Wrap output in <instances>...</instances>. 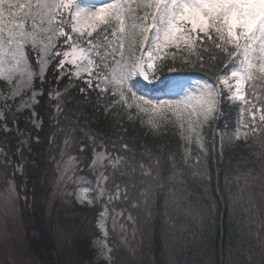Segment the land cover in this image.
<instances>
[{
	"label": "trees",
	"instance_id": "1",
	"mask_svg": "<svg viewBox=\"0 0 264 264\" xmlns=\"http://www.w3.org/2000/svg\"><path fill=\"white\" fill-rule=\"evenodd\" d=\"M102 28L103 26L93 37ZM62 40L63 38L59 39L61 43ZM167 51L175 52L177 65L182 57L196 62L198 56H203L205 68L203 71H195L185 65L184 71L165 72L161 80L173 76L211 80L216 74L215 67H223L224 57L206 39L203 45L198 40L191 48L182 46L179 50L171 48ZM25 52L37 68L36 53L31 48H26ZM212 55L218 59L211 60L209 57ZM60 58L56 57L50 64L42 86L40 80L35 82V87L43 92L38 97L39 102L33 106L42 120L39 129L31 120L32 108L20 110L19 101H10L5 105V118L0 119V190L14 181L17 191L20 190V196H27V201L20 199V207L24 225L27 227L33 224L27 237L32 253L43 264H61V251L54 244L50 231H47L48 226L47 229L44 228V223L47 225L50 222L52 231L53 228L60 227L72 234L75 240L72 248L74 252L77 251L79 259L85 258L83 256L91 259L95 257L94 253L97 251L93 241L101 237L97 220L107 203L106 199L101 203L96 201L93 205H82L75 199L77 188L72 190L73 195H51L57 176L55 164L61 161V151L65 153L64 160L68 156L78 158V174L86 177L88 181H94L89 165L93 159L92 143L95 142L97 145H105L106 154L127 158V164L120 162V171L115 172L105 187L113 191L116 184L126 185L128 200L123 199L122 193L120 199L107 206L109 218L115 207L126 210L125 215L131 212L138 217L137 226L142 238L139 244L141 264H156L163 260L165 248L171 264H264V131L260 130L259 122V114H264V109L255 116L256 123L253 124L247 104L232 102L226 98L222 101V111L218 114V119L203 131L206 156L198 152L194 144L191 148V156L199 154L206 161L211 179L210 183L203 182L206 185L205 190L200 180H193L187 174L189 170L182 163L187 145L180 138L174 117L161 123L159 130H153L147 123H142L147 121V117L137 115L135 107L128 109L123 103L113 104L117 98L111 95L110 87L104 93L99 89H88L86 93H81V87L87 88L82 82L87 74L81 78L73 76V86L63 92L69 85V76L64 75L57 82L58 70L55 65ZM109 62L111 63V58ZM261 76L264 73H256L254 79L250 80L245 98L258 106L264 101V79ZM158 83L160 82L157 81L155 86ZM4 86L0 81V90ZM155 86L150 88L151 91L148 88L146 91H162ZM51 90L63 93L59 123L53 119L57 115L53 105L57 101L49 98L48 93ZM105 106H109L107 110ZM5 125L9 130H5ZM237 127L242 134L247 133V136L241 135L239 140L230 143L227 136L232 135ZM217 129L219 133L225 134L222 154L220 135L215 134ZM89 136L93 140H89ZM66 139L69 141L68 146H65ZM82 142L84 150L80 151ZM122 144H127L130 150L122 149ZM170 155L175 158L178 168L184 170V175L178 173L171 183L165 181L166 187L158 190L155 197L154 215L151 220H146L142 206L131 207L134 201L141 199L139 192L145 186L141 181L147 182L150 179L140 175L139 165L143 162L149 166L153 159L160 157L164 175L167 177ZM191 162L190 158L189 163ZM17 164L24 166L22 175L16 172ZM132 165H135L134 173ZM112 172L113 170L106 175ZM226 176L230 178L227 185ZM169 189H175V194L181 197L180 205L183 208H190L187 214L178 215L170 206L168 215H161L165 214V199H171ZM185 195L188 196L187 200L183 199ZM156 218L160 221L157 222ZM119 261L117 260V264Z\"/></svg>",
	"mask_w": 264,
	"mask_h": 264
},
{
	"label": "snow or ice",
	"instance_id": "2",
	"mask_svg": "<svg viewBox=\"0 0 264 264\" xmlns=\"http://www.w3.org/2000/svg\"><path fill=\"white\" fill-rule=\"evenodd\" d=\"M137 9L142 10L140 14H137ZM101 26L102 31L93 37V32ZM59 38H63L62 43ZM205 39L224 57L223 67H215L216 74L211 80L198 78L161 80L165 72L184 71L185 65L192 70L203 71L205 68L203 56H198L196 62L182 57L180 64L177 65L175 52H168L166 49L179 50L181 45L191 48L198 40L203 45ZM26 48H31L36 53L38 71L31 70ZM93 56L99 59H93ZM56 57H61L55 65L58 70L57 82L64 75L69 76V85L63 92H67L68 87L73 86L71 85L73 76L81 78L87 73V77L82 81L87 88L81 87V93H86L88 89H99L104 93L109 91L110 87L111 95L117 98L112 103H123L128 109L135 105L137 115L144 114L148 117L147 121L142 123H147L153 130H159L161 123L175 117L180 138L187 145L182 163L189 170L187 174L193 180H200L206 190L203 182L210 183L211 177L204 159L207 152L203 131L206 126H210L211 122L218 119V114L222 111V101L226 98L232 102L240 101L247 104L249 115L253 117V124L256 123L255 116L264 109V101L259 106L257 103L249 102L242 91L243 84L253 79L255 73H264V0H104L99 5H85L80 0H0V78L10 81L21 66L23 67L26 79L22 83L32 89L31 96L21 102L23 107L32 108L33 104L39 102L36 96L43 95V92L38 93L33 87L34 78L38 76L42 86L47 66ZM209 58L218 59L215 55ZM169 60L171 62H168ZM66 64L71 67L66 68ZM260 78L264 79V76ZM157 81L160 82L157 87L167 98L149 96L148 91L144 90L149 85H156ZM17 92L19 87L13 94ZM62 95L59 90H51L48 93L50 99L57 101L53 105L57 114L53 119L57 123L62 111ZM129 100L132 102L129 103ZM109 106H105V110ZM252 109L256 111L253 112ZM2 117L3 113L0 112V118ZM31 120L39 129L42 120L34 108L31 111ZM259 122L260 130L264 131V114H259ZM4 127L7 130V125ZM253 130L255 131V128ZM219 135L222 154L225 134ZM241 135L247 136V133L242 134L237 127L227 139L231 143L239 140ZM54 138L53 136L52 139ZM36 139L38 142L39 138ZM89 140L93 138L89 136ZM68 144L69 141L66 139L65 146ZM193 144L198 152L204 153V156L199 154L191 156ZM98 148L101 150L97 151ZM121 148L130 150L127 144H122ZM104 149L103 143L99 145L92 143L93 159L89 171L96 174L98 167H111L113 172L107 175L103 171L99 172L94 185L86 177H76L74 182H77V189L74 195L78 203L93 205L94 202L103 199L107 192V203L97 220L101 237L95 239L93 245L97 251V258L103 260L104 264H117L112 255L114 249L108 243L107 205L120 199L122 193L123 199L127 201L128 195L126 185L116 184L113 191H109L104 185L114 177L118 170L117 165L121 161L127 164V158L120 155L113 157L106 154ZM83 150L82 142L80 151ZM64 155L65 153L61 151V161L55 164L57 189L62 183L72 180L79 167L78 158L69 156L65 161ZM105 160L108 161L107 165L104 164ZM139 167L140 175L150 179L147 182L141 181L145 185L139 192L141 199L134 201L131 207L142 206L145 219L151 220L158 190L166 187V180L168 183L174 181L178 173L183 176L184 170L178 168L175 158L171 155L167 177L164 175L160 157L153 159L149 166L141 162ZM131 168L134 173L135 165ZM251 171L250 169L249 174ZM228 183L230 178L226 176L225 184ZM245 183H248L247 177ZM83 184L87 186H81ZM7 192L11 200L28 199L26 195L20 196L14 181L9 182ZM169 196L171 199H165L164 202L166 216L170 206L178 215L190 211V208H183L180 205L181 197L175 194V189H169ZM183 199L187 200L188 196L185 195ZM125 211L121 209L117 212L113 208L114 215L111 216L112 230L115 231L119 226L122 243H126L127 240L123 234L127 232L128 222L133 225V236L138 230L136 228L138 217L133 216L131 212H127L123 223L119 222L118 218L123 217ZM169 222L171 223V217Z\"/></svg>",
	"mask_w": 264,
	"mask_h": 264
},
{
	"label": "rangeland",
	"instance_id": "3",
	"mask_svg": "<svg viewBox=\"0 0 264 264\" xmlns=\"http://www.w3.org/2000/svg\"><path fill=\"white\" fill-rule=\"evenodd\" d=\"M80 2H82L85 5H89V4L99 5V4L103 3L104 0H80ZM133 7H135V4L133 5ZM141 11H142L141 9H137V14H140ZM98 29L95 32H93V34L98 32L99 31ZM182 46H184V45H181V47ZM166 51H167V49H166ZM27 58H28V56H27ZM117 58H118V56H117ZM93 59L98 60L97 57H95V56H93ZM28 61H29V64L31 66V70L32 71H38L39 66L36 68V64L33 63L31 61V59H29V58H28ZM50 66H51L50 64L47 66V69L44 73V79L48 73ZM66 66L69 67L70 65L66 64ZM86 74L87 73H84L83 75H86ZM197 78L202 79L199 77H197ZM197 78H193V79H197ZM25 79H26V73H25L22 66H21L20 70L17 72V74L14 75L10 81L0 78V81H2L5 84L4 88L0 90V112L3 113V117L0 118L1 120H4V118H5V116H4L5 105H7L10 101L11 102L19 101V109L20 110L31 109V108L23 107V105L21 103L22 101L27 100L32 94V89L25 87L22 83L23 80H25ZM176 79H188V78L178 77ZM37 80H40L38 76L34 78L33 87L39 93L40 90L35 87V82ZM249 82H250V80L245 82L243 84V87H242V91L245 94V98L247 97V93L249 91V89H248V86H249L248 83ZM158 85H159V83H158ZM18 87H19V92H17L14 95L13 93L15 92V90ZM262 88H264V87H262ZM262 88H260L261 89L260 93L262 92ZM158 89H160V88H158ZM144 90L146 91L147 89H144ZM260 93H259V91L257 92L258 96H260ZM148 94H149V96H152V97L167 98V97L163 96V91L156 92V93L148 92ZM39 96L40 95L36 96L37 101H38ZM128 102L131 103L132 101L129 100ZM36 104L37 103L33 104L32 108ZM133 107H135V105H133ZM221 109H222V106H221ZM141 115L147 117V115H144V114H141ZM147 119H148V117H147ZM174 119H175V117H174ZM7 130H9V129L7 128ZM215 134H216V136L219 135L218 129L215 131ZM68 157L65 159V161L68 160ZM104 164L107 165L108 161L105 160ZM119 164L117 165V168H118L117 171H120ZM23 167H24L23 165L17 164L16 165V172L21 174V169L23 171ZM107 169H109V170H107ZM111 170H113L111 167L110 168H107V167L106 168H99L98 167L96 170V174L93 173L94 181H92V182L95 184V181H96V178H97V175L99 172L103 171L106 174V173L110 172ZM70 175H71V173H70ZM76 177H83V176L79 175L78 172L76 171L72 180H68V181H66V183H62L60 185L59 189H57L56 188L57 176H56V179L54 181L55 184L53 183L54 189H53V192H51V195L56 197L57 195L65 196V195H68L67 193H71L73 189L77 188V182H74ZM89 181H91V180H89ZM7 186L8 185H5L2 188V190H0V264H43L39 260V257L37 258L36 255H34V253H32V251L29 249V246H28L27 237H28L29 232H31L30 227L33 224L27 225V227L24 225V219L22 218V211H21V207H20V199H14V200L9 199L8 198V192H7ZM81 186H87V184H83ZM104 186H106V184ZM19 191H17V192H19ZM21 191L23 192V188L21 189ZM104 198L107 201V192L105 193ZM103 199L98 200V202L101 203V201ZM47 209H46V211H47ZM115 210L117 212H119L121 209H118L115 207ZM112 215H114L113 212H112L111 216ZM161 215H164V217H166V215L163 213ZM125 216L126 215L118 218L120 223H123L126 220ZM156 220H157V222L160 221L157 218H156ZM47 226H48V229H47ZM126 227H127V232L124 233L123 235H125L127 237V240H126V243H122L121 242V235L122 234H121L119 226H117L116 230L113 231L112 226H111V217L108 219V228H109L108 243L114 249L113 253H112L114 260L116 262H117V260H120L121 262H123V263H121L119 261V264H141V257L142 256H141V248H140L139 244L141 243L142 238L139 235V230H137L135 235L133 236V234H132L133 225L131 224V222H128ZM44 228H46L47 231L48 230L50 231L51 236L54 239V244L61 251V256L59 258L61 264H92V263L93 264H104L103 260L97 258V252H96V254L94 253L95 257L92 259L89 258L88 256H83L85 258L79 259L80 257L78 255L77 251L74 252V250L72 248L75 244L74 237L71 236L72 235L71 233H67V231L64 230L63 228L61 229L60 227H58V228L55 227V228H53V231H52L50 222H48L47 225H46V223H44ZM136 228L138 229L137 224H136ZM76 247L78 248V245ZM166 251H167V248H165V250H164L165 256L163 257V260H161V261L159 260V262L156 261L157 262L156 264H171L170 263L171 260L169 262V259H168L170 256L166 254ZM99 262H101V263H99Z\"/></svg>",
	"mask_w": 264,
	"mask_h": 264
}]
</instances>
